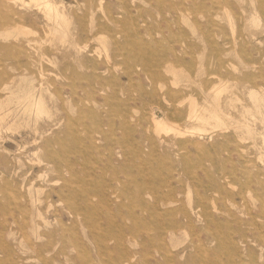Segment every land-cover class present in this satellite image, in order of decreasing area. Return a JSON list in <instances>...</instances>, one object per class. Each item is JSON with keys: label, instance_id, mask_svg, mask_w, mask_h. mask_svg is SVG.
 <instances>
[{"label": "rangeland", "instance_id": "obj_1", "mask_svg": "<svg viewBox=\"0 0 264 264\" xmlns=\"http://www.w3.org/2000/svg\"><path fill=\"white\" fill-rule=\"evenodd\" d=\"M13 1L0 264H264V0Z\"/></svg>", "mask_w": 264, "mask_h": 264}, {"label": "bare ground", "instance_id": "obj_2", "mask_svg": "<svg viewBox=\"0 0 264 264\" xmlns=\"http://www.w3.org/2000/svg\"><path fill=\"white\" fill-rule=\"evenodd\" d=\"M13 1V0H12ZM32 1V0H31ZM14 2V1H13ZM34 3H35V0L33 1ZM38 2H39V0H38ZM41 2V1H40ZM38 4V3H37ZM50 3H47L46 1H44L43 2V5H44V7H45V9L47 10V9H50L51 8V5H49ZM26 5V4H25ZM41 5V4H40ZM43 7V6H42ZM54 8V6L52 7V9ZM52 9L50 10V11H52ZM45 10V11H46ZM53 10H55V12H56V9H53ZM54 12V11H53ZM226 12V11H225ZM49 13V12H48ZM51 13V12H50ZM19 16V14L17 13V12H15V11H13V10H10V16H9V18H8V26L9 27H11L12 25H14L13 24V22H14V20H15V17H18ZM20 17H22V16H20ZM22 19V18H21ZM4 20V19H3ZM229 21V20H228ZM231 26V25H230ZM13 27V26H12ZM21 27V26H20ZM1 29V28H0ZM3 29V28H2ZM14 29V28H13ZM23 29V28H22ZM17 30V29H16ZM24 30V29H23ZM232 32V31H231ZM234 32V31H233ZM1 36V35H0ZM16 39H17V37H16ZM3 40H4V38H3ZM9 41V40H8ZM13 41H15V39L13 40ZM17 41V40H16ZM25 42V41H24ZM23 42V43H24ZM18 43H19V41H18ZM40 44V43H39ZM84 46V45H83ZM86 46V45H85ZM28 47H29V45H28ZM11 48V47H10ZM14 48V47H13ZM18 48V47H17ZM43 60V59H42ZM178 70V69H177ZM175 87V86H174ZM6 89V88H5ZM250 93V92H249ZM28 94H30V93H28ZM257 94V93H256ZM31 95V94H30ZM249 95V94H248ZM27 96V95H26ZM25 96V97H26ZM32 96V95H31ZM37 97V96H36ZM217 97V96H216ZM215 97V98H216ZM258 97V96H257ZM28 98V97H27ZM41 98V97H40ZM259 98V97H258ZM26 99V98H25ZM36 99V98H35ZM236 99H238V98H236ZM19 102H21L20 100H19ZM192 102V100L190 101V103ZM236 102H238V100L236 101ZM193 103V102H192ZM17 104H19V103H17ZM16 104V105H17ZM20 105V104H19ZM179 105H180V103H179ZM191 105V104H190ZM193 105V104H192ZM192 105H191V107L190 108H192ZM218 105V107H219V104H217ZM181 106V105H180ZM194 106V105H193ZM195 106H197V105H195ZM262 106V105H261ZM20 107H21V105H20ZM24 107H25V109H24V113L26 112V113H28V112H31L32 110L34 111V109H36L37 111L38 110H41V112H42V107H43V104L40 102V100H38V101H35L34 99L32 100H28L27 99V101H26V104L24 105ZM217 107V106H216ZM254 107H256V106H254ZM195 108H197V107H195ZM212 108H214V107H212ZM258 108V107H257ZM193 109V108H192ZM192 109L190 110V112H192ZM206 109V108H205ZM260 109V108H259ZM44 110V109H43ZM214 110V109H213ZM220 110V109H219ZM218 110V111H219ZM257 110V109H256ZM261 110V109H260ZM7 111V110H6ZM45 111V110H44ZM196 111H198V110H196ZM203 110H201V112H202ZM209 111H211V109L209 110ZM215 111H217V110H215ZM259 111V110H258ZM45 112H47V111H45ZM204 112V111H203ZM206 112V111H205ZM220 112V111H219ZM256 112V111H255ZM9 113V112H8ZM39 113H40V111H39ZM193 113V112H192ZM210 113V112H209ZM211 113H213L212 111H211ZM258 113H261V112H258ZM10 114H11V112H10ZM14 114V113H13ZM33 114V113H32ZM207 114V113H206ZM5 115V114H4ZM4 115H2V113H0V119H3L4 117H6V116H4ZM12 115V114H11ZM17 115V114H16ZM38 115H42V114H38ZM44 115H47V114H44ZM162 115V114H161ZM207 115H209V114H207ZM260 115H262V114H260ZM26 116H27V114H26ZM48 116V115H47ZM189 116V115H188ZM191 116V115H190ZM203 116V115H202ZM252 116H254V114L252 115ZM251 116V117H252ZM22 117V116H21ZM20 117V119L22 120V118ZM35 117H36V115H35ZM193 118V117H192ZM197 118V117H196ZM204 118V117H203ZM207 118V117H206ZM15 119H16V117H15ZM164 119V118H163ZM221 119V118H220ZM263 119V118H262ZM19 120V119H18ZM24 120H27L26 119V117L24 118ZM167 120V119H166ZM190 120H192V119H190ZM8 121V120H7ZM16 121V120H15ZM14 121V122H15ZM30 121V120H29ZM32 121V120H31ZM164 121H165V119H164ZM164 121H162V119H160V120H158V119H156V117L154 118L153 117V114H152V122H153V124H154V126H155V128L156 129H158L159 130V132H160V130L161 131H168V130H171V128H173V127H171L170 129H169V126H166V124L167 123H165ZM189 121V120H188ZM202 121V120H201ZM1 122V121H0ZM6 122V121H5ZM13 122V121H12ZM18 122V121H17ZM21 122V121H20ZM25 122V121H24ZM24 122H22V123H24ZM262 122V121H261ZM2 123H4V121L2 122ZM169 123V122H168ZM221 123V122H220ZM17 124V123H16ZM16 124H14L13 126H16ZM19 124V123H18ZM171 124V123H170ZM264 124V123H263ZM243 126V125H242ZM244 126H246V125H244ZM29 127V126H28ZM168 127V128H167ZM248 128V127H247ZM264 128V127H263ZM11 129H13V127L11 128ZM10 129V130H11ZM14 129L15 130H17L15 127H14ZM13 129V130H14ZM176 129V128H175ZM250 129V128H249ZM249 129H247V131L249 130ZM158 130H156V132H158ZM173 130H174V128H173ZM173 130H171V131H173ZM239 130H237V132H238ZM264 131V130H263ZM158 132V133H159ZM169 132V131H168ZM249 132V131H248ZM248 132H247V134H248ZM254 132V131H253ZM173 133H175V131H173ZM250 133V132H249ZM264 133V132H263ZM161 134V133H160ZM203 134V133H202ZM250 134H252V133H250ZM167 135V134H166ZM177 135V134H176ZM204 135V134H203ZM202 135V136H203ZM208 136V135H207ZM262 139H263V137H262ZM263 141V140H262ZM264 142V141H263ZM263 146H264V144H262ZM201 168V167H200ZM22 190V189H21ZM189 222V221H188ZM185 248V247H184Z\"/></svg>", "mask_w": 264, "mask_h": 264}]
</instances>
